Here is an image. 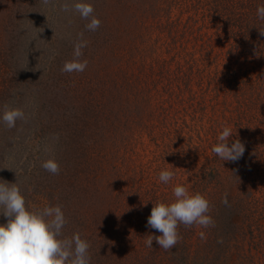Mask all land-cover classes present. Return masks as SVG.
Wrapping results in <instances>:
<instances>
[{
    "label": "rangeland",
    "instance_id": "rangeland-1",
    "mask_svg": "<svg viewBox=\"0 0 264 264\" xmlns=\"http://www.w3.org/2000/svg\"><path fill=\"white\" fill-rule=\"evenodd\" d=\"M127 1L133 5L140 3L138 0ZM89 2L94 7V15L101 21L95 31L86 28L88 21L75 11L74 0H0L2 50L5 52L9 40L14 41L15 36L21 38L20 50L17 52L19 58L21 56L25 59L24 65L28 71L44 78L43 83L38 79L31 82L43 87L39 99L32 95V102L25 98V105L20 101L8 105L24 111L25 119L18 120L17 124L22 123L25 135L24 140L19 138L10 143V148L6 150L9 152L6 161L1 160L0 154V178L8 175L11 183L19 186L21 192L24 186L32 188L33 185L28 182L31 170L49 158L56 159L55 138L61 128L68 126L78 132L85 128L84 121H89L90 124L97 125L96 128L89 124L97 134L89 135L91 154L81 156V145L73 141L65 147L69 149L66 155L60 160L56 159L60 165L59 173L47 171V179H50V186L55 187V195H61L59 202H55L53 206H61L66 221L69 222L63 228V237L70 238L79 233L83 239V229L90 225L92 231L101 224L105 235L102 237L98 234L97 237L107 242V246L109 241L118 245H127L128 242L139 245L142 231L138 230H145V226L140 224L141 218L149 216L146 214L149 209L147 200L150 199L149 204H155L157 198L164 203L171 202V194L177 184L185 185L191 190L188 170L198 171L204 167L210 169L213 176L201 173L205 178L201 184L203 189L198 193L203 194L211 203L217 199V204L221 203L220 205L226 201L231 208L242 204L243 208H249L248 205L244 206L246 201H254L252 207L264 211V90L261 95L253 97L251 102L239 105L235 101L231 102L232 97L227 94L225 82L218 85L219 89L215 92H202L195 83L189 88H183L177 108L164 105V102L158 100L153 103L151 98L152 113L148 114L146 108L138 105L135 112L131 113L133 116L130 117H134L131 124L123 118V114H126L123 108L114 111L105 108L107 112L99 113L90 109L91 113H86L89 118L84 121L74 117L82 109V103L73 94L74 84L79 87L87 77L94 78L95 82L101 81L98 76L102 75L98 64L89 61L83 72L69 73L62 70L67 56H70V60L74 59L76 43L85 41L87 48L93 41H104L105 36L109 37L107 33L118 35L122 30H129L130 35L121 32L116 38H125L127 43L134 42L137 38V46H140L139 37L147 32L145 26L168 23L175 18L174 12L169 14L161 11L152 20L151 8L147 7L134 9L131 14L118 11V6H122L125 0ZM16 24L18 26L15 31ZM82 51L84 52V48ZM88 51L90 50H86L79 58L81 61H86ZM127 58L134 61L131 57ZM240 61L244 62V59ZM254 63L255 67L250 65L247 69L251 76L258 73L264 78L263 69H256L259 66ZM10 65L15 66L12 63ZM24 65L23 69L20 65L17 69L21 68L25 72ZM108 69H112V65ZM157 77L159 76L156 75ZM93 85L96 86L95 83ZM146 87H150L153 95V89H163L164 85L160 80L154 87ZM172 89L175 90L174 87ZM47 100H53L55 107L50 109ZM53 103L50 104L51 107ZM38 104H46V107L39 109ZM157 106H167L169 112L162 114L157 111ZM141 116L147 117L144 126L143 122L142 125H134L139 118L142 119ZM213 120L217 133L211 136ZM112 124H116L118 128L112 129ZM224 126L231 127L234 138H239L245 144L244 156L239 161L223 162L212 151ZM88 131L93 132L91 129ZM139 131L141 134H138ZM18 132L21 133L20 129ZM11 135L14 140L15 136ZM72 137L75 139V135ZM17 141L21 143L17 144ZM76 154L81 157L76 158ZM165 168L175 173L167 184L159 180V173ZM24 171L29 175L24 174ZM43 171H36L39 176L34 174L33 177L43 179ZM139 185L146 189L145 193L149 195L147 198L143 195V190H139ZM195 187L197 189L201 186L197 184ZM250 192L252 198L248 195ZM40 196L41 193H38L34 199L31 198L35 209L47 204ZM252 211L249 208V212ZM230 219L236 225L240 221L237 217ZM263 219L264 215L257 213L255 223L245 228L247 233L243 231L237 234L236 239L222 242V245L230 244L226 250L230 246L232 262L237 264L243 260L245 264H264V225H258ZM208 237L210 236L206 238ZM208 243L209 239L206 244ZM203 244L200 242L194 245H199L200 251V245Z\"/></svg>",
    "mask_w": 264,
    "mask_h": 264
},
{
    "label": "trees",
    "instance_id": "trees-1",
    "mask_svg": "<svg viewBox=\"0 0 264 264\" xmlns=\"http://www.w3.org/2000/svg\"><path fill=\"white\" fill-rule=\"evenodd\" d=\"M138 1L140 3L137 2L136 5H133L125 0V3L121 2L122 6H118L120 8L118 11L124 13L127 11L131 14L134 9L147 7L151 8L152 15L150 17H152V20L156 13L161 11L169 14L174 12L175 18L168 23H157L156 26H152V24L144 25L147 32L143 33V37H141L143 39L139 37L140 42L142 41L139 42L140 46H137V38L134 39V42L128 43L125 38L117 39L116 37L121 32L130 35L129 30H122L118 35L107 33L109 37L105 36L104 41H93L90 46L84 48L83 53L88 49L90 50L88 51V58H85V60L98 64L102 75L98 76L101 81L95 82L94 78L87 77L79 84V87L74 84L75 93L73 94L82 103V109L77 110L78 114L74 116L75 118L81 121L86 120L89 118L86 113H91L90 109L99 113L101 111L107 112L105 108L113 109V111L123 108L126 113L123 114V118L131 124L134 120V117H130L133 116L131 113L135 112L138 105L146 108L148 114L152 113V99L153 103L158 100L164 102V105L169 104L177 108L183 88L187 86L189 88L195 83L200 86L202 92L203 90L205 92H215L216 89H219L218 85L225 82L227 94L232 97L231 102L235 101L239 105L243 102H251L253 97L262 94L264 78H261L258 73L251 76L250 71L247 70L250 65L255 67L254 62H256V65L259 66L256 69H263L264 72V20L257 16L256 11L261 0ZM17 26L16 24L15 31ZM150 32L153 34H150ZM133 37H136V35H133ZM19 39L21 38L15 36L14 41L9 40L8 46L5 48L6 53L2 50L1 45L3 43L0 42V58H2V61H0V113L5 108H11L12 106L8 107V105L14 103V101L17 103L20 101L21 104L25 105V98L32 102V95L39 99L41 92H43V87L31 82L38 79L40 83H43L44 78L37 77L33 72L28 71L24 65L25 59L21 56L19 58L17 54L20 50ZM152 50H154L153 53ZM127 57H131L134 61ZM240 59H244V62H241ZM65 61H70V56H67ZM10 63L15 66H11ZM18 65L21 68L24 65L25 72L21 71V68L18 70ZM110 65H112V69L109 70ZM156 75L159 76L158 79ZM160 80L163 81L164 88L153 89L152 95L150 87L146 86L151 85L154 87L155 83H159ZM120 82L122 83L119 84ZM94 83L96 86L93 85ZM139 85L141 88H139ZM173 87L175 90L172 89ZM224 101L227 105L226 97ZM47 103L50 109L55 107L53 100H47ZM52 103L51 107L50 104ZM40 105H37L39 109L46 107V104ZM178 109L183 111L180 108ZM157 111L165 114V112H169V107L161 108L157 106ZM141 118L134 125H142L143 122L144 126L147 117L141 116ZM214 123L215 120L211 123V136L217 133ZM89 124V121H84L85 128L80 129L78 132L68 126L61 128L55 138L57 147L54 152L57 154V160L66 155L69 149H65V147H68V144H72L73 141L81 145L79 146L81 156L91 154V138L89 135L93 136L95 130L90 125L96 128L97 125L95 123ZM23 128L22 123L17 124L16 122L14 128H9L0 121L1 160L6 161V155H9L6 150L10 148L11 142L19 138L24 140ZM115 128H118V126L112 124V129ZM18 129L21 133L18 132ZM88 129L93 132L88 131ZM11 133L15 136L14 140ZM138 134H141L140 131ZM73 135H75V139H73ZM16 143L20 144L21 141ZM81 156L76 154V158ZM41 167L42 165L38 163L31 170L28 182L33 187L24 186L22 192L26 204L34 209L35 204H33L31 198L34 199L38 193H41V199L43 197L47 201V204L43 207L53 205L61 199L60 194L55 195V187L50 186L51 182L50 179H47V170L43 167L41 169ZM39 170H44V173L41 174L43 179L33 177L36 171ZM24 172V174L29 175L26 171ZM201 173L206 176H213L210 169L205 167L198 171L188 170L190 192L198 193L203 189L201 184L205 177ZM0 183L9 186L12 184L8 175L1 176ZM197 184L201 187L196 189ZM139 190H143L142 193L146 198L149 196L146 195V189L141 185H139ZM248 195L252 198L250 196L251 192ZM171 199L174 200L173 194H171ZM208 201L210 205L208 214L212 217L213 224L207 228L197 225L188 227L180 224L178 232L181 239L173 249L167 251L159 247L155 240H153V247H147L146 240L149 235H160L159 232L147 227L149 216L141 218L140 224L145 226V230H138L143 232H141V239L138 241L139 245H135L133 242H128L127 245H118L116 242L109 241L110 244L107 246V242L97 237L98 234H101L102 237L105 235V229L101 228V224L97 225L96 229L94 228L92 231L90 225H88L86 229H83L84 233L81 235H85L83 239L90 241V264H235L231 261L230 246L226 250V247L230 244L222 245V242L236 239L237 234L243 231L247 233L245 228H249L255 223L257 213L264 215V211L253 208L254 201H246V205H244H248L253 210L252 212H249L248 207L243 208V204L241 206L234 205L231 208L227 202L220 205L221 203L217 204V199H214L212 203L210 200ZM154 202L156 204L163 201H158L157 198ZM147 203L149 209L146 214L150 215L151 207L155 204H149L150 199L147 200ZM242 210L245 212L242 213ZM231 217L240 219L239 223L237 222L238 225L230 219ZM226 218H228V221H226ZM135 219H138V217H135ZM5 221L6 217L0 215V223ZM135 221L138 222L139 220ZM68 223L66 222V224ZM261 224L264 225V219L258 225L261 226ZM200 231H204L206 237H210L201 239L199 236ZM208 239L209 243L206 244ZM193 242L194 244L202 242L205 245H200V251H198L199 245H194ZM237 264L245 263L241 260Z\"/></svg>",
    "mask_w": 264,
    "mask_h": 264
},
{
    "label": "clouds",
    "instance_id": "clouds-1",
    "mask_svg": "<svg viewBox=\"0 0 264 264\" xmlns=\"http://www.w3.org/2000/svg\"><path fill=\"white\" fill-rule=\"evenodd\" d=\"M73 7L79 15L88 21L86 28L95 31L101 21L94 15V7L89 0H74ZM257 16L264 20V0L257 7ZM85 41L74 46V59L66 61L64 72H83L87 61L79 58L83 55ZM25 119L21 108H5L0 113V121L9 128H14L18 120ZM231 127L224 126L218 134L217 143L212 151L224 161H239L245 153V144L234 138ZM42 167L52 174L60 171L55 158H49ZM175 173L162 169L159 180L165 184L170 182ZM174 200L169 203L155 204L147 220V227L160 235H149L147 247H153V240L164 250L173 249L181 239L178 232L180 224L207 228L213 224L209 213V201L201 193L190 192L188 187L177 184L173 188ZM226 202V201H225ZM0 215L6 222L0 223V264H90L89 242L82 239L79 233L70 238L63 237L66 224L65 214L59 205H47L43 208H32L19 186L14 183H0ZM201 239H206L204 231L199 232Z\"/></svg>",
    "mask_w": 264,
    "mask_h": 264
}]
</instances>
